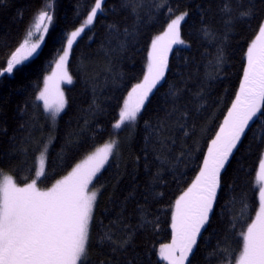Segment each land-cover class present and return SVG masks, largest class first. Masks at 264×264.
<instances>
[{"label": "trees", "instance_id": "16d2710c", "mask_svg": "<svg viewBox=\"0 0 264 264\" xmlns=\"http://www.w3.org/2000/svg\"><path fill=\"white\" fill-rule=\"evenodd\" d=\"M222 3L103 0L94 24L73 44L67 64L72 83L64 84L66 106L54 125L38 93L67 37L83 24L94 0H0V67L26 38L39 10L50 4L53 16L38 55L13 74L0 76V171L19 184L31 182L48 145L45 175L39 180L46 189L97 147L110 139L118 141L92 184L101 192L91 226L90 264H167L158 251L171 243L175 200L199 174L207 147L239 91L247 48L264 21V0H242L254 14L226 28L219 11ZM183 12L188 13L180 27L185 44L173 46L165 79L135 122L114 129L128 92L146 73L151 41ZM204 26L217 33L214 42L204 35ZM221 48L223 63L217 67L209 54ZM173 89L178 97L171 95ZM182 112L188 113L184 119ZM161 121L168 127L158 136L155 129ZM165 136L170 139L162 149L159 140ZM262 153L264 118L258 115L221 171L214 211L198 238L191 264H205V252L217 246L228 249L226 260L231 264L238 258L242 233L258 211ZM244 204L247 208L242 210ZM121 212L134 235L126 251L113 253L99 243L105 230L100 222L108 226ZM122 236L118 230L117 239ZM218 259L212 258V264Z\"/></svg>", "mask_w": 264, "mask_h": 264}, {"label": "snow or ice", "instance_id": "6c2138e0", "mask_svg": "<svg viewBox=\"0 0 264 264\" xmlns=\"http://www.w3.org/2000/svg\"><path fill=\"white\" fill-rule=\"evenodd\" d=\"M102 6L103 0H94V6L87 13L83 24L67 37V46L62 49L63 55H60L56 62L59 72L53 74L58 79L72 83L67 61L73 44L94 24L103 10ZM131 7L134 9L135 3ZM47 8L50 9L51 5H47ZM168 11L171 12V8ZM219 11L225 17L226 28H231L234 21L254 14L251 7L243 6L242 0H236L235 5L232 0H223ZM187 16V12L176 15L167 23L166 30L151 41L146 73L143 80L128 92L119 112V119L113 125L114 129L120 130L122 126L135 122L150 94L165 79L169 53L174 45L185 44L181 38L180 27ZM52 19L49 10L38 11L26 38L10 53L5 65L0 67V76L13 74L38 55ZM127 31L125 29V32ZM203 31L213 42L217 39V33L208 26H204ZM33 36H36L35 42H32ZM226 36L227 33L223 38ZM209 55L217 67L223 63L222 48L214 55ZM52 80L53 77L45 78V88L37 99L44 102L45 110L58 115L65 108L66 100L59 87L50 86L49 82ZM53 90L56 100L51 104L49 98ZM171 95L178 97L179 93L173 89ZM175 111L174 106L173 112ZM171 115L172 113L168 114ZM187 115V112H182L181 119ZM258 115L264 118V21L258 25L255 38L247 48L246 66L243 69L239 91L207 147L199 174L191 186L175 200L171 215L172 240L169 244L161 245L159 249L160 259L167 261V264H191L190 257L197 249L198 238L214 211L221 171ZM177 123L180 128H185L184 124ZM167 127V124L161 121L155 133L162 136ZM184 134L187 135V132ZM169 139L170 137L165 136L159 140L162 149L166 147ZM117 146L118 141L110 139L47 189H41L37 184L45 175L44 152L40 156V170L35 173L36 178L23 186L11 175H4L0 171V264H90L88 252L91 226L101 189L90 190L89 186L108 164ZM44 148L46 151L47 145ZM257 181L260 185L258 211L242 233V250L234 264H264V153L259 160ZM246 208L247 204H244L242 210ZM122 217L123 212L111 220L108 226H105L103 221L100 222V227L105 230L100 233L99 243L113 253L126 251L132 243L134 233ZM118 230L123 231V236L119 239L116 237ZM227 254L226 247L209 249L205 252V264H212L214 257H219L217 264H231L226 260ZM100 264L106 262L101 261Z\"/></svg>", "mask_w": 264, "mask_h": 264}, {"label": "rangeland", "instance_id": "374dc122", "mask_svg": "<svg viewBox=\"0 0 264 264\" xmlns=\"http://www.w3.org/2000/svg\"><path fill=\"white\" fill-rule=\"evenodd\" d=\"M44 10H49L50 11V9H48L47 8V5L43 8ZM184 13V12H183ZM180 14H182V13H180ZM177 15H179V14H177ZM173 18H175V16L173 17ZM172 18V19H173ZM51 24V23H50ZM49 28H50V25H49ZM165 31V30H164ZM38 35V34H37ZM47 35V34H46ZM45 38H46V36H45ZM35 40H36V36H33L32 37V42H35ZM44 43V42H43ZM43 43H42V45H43ZM41 45V46H42ZM66 46H67V44H66ZM65 46V47H66ZM150 51H151V49H150ZM60 55H63V51H61L60 53H59V55L57 56V58L55 59V61L53 62V65H52V69L45 75V77H44V79H43V86H42V89L39 91V93H38V96H39V94H40V92L41 91H43L44 90V88H45V78L46 77H53V80L52 81H50L49 82V84H50V86H52V85H55V86H57V87H59V89H60V91H62L63 92V94H64V84H66L67 83V81L65 80V79H58L57 78V76H54L53 74L54 73H57L58 74V72H59V70L56 68V62L58 61V59H59V56ZM69 57H70V55H69ZM69 57H68V60H69ZM67 64H68V61H67ZM68 70V69H67ZM64 98H65V96H64ZM55 100H56V97H55V94H54V90H53V94H52V96L49 98V103H51V104H54L55 103ZM40 101H42V100H40ZM43 102V101H42ZM43 104H44V102H43ZM64 110V109H63ZM62 113V111L58 114V115H54L53 114V112L52 111H48V114H49V116H50V118H51V121H52V123L55 125L56 124V122H57V120H58V118H59V116H60V114ZM103 146V144L101 145V146H99V147H102ZM47 148H48V145H47ZM42 152H44V155H45V161H44V172H45V167H46V154H47V150L45 151V148L42 150ZM41 152V153H42ZM94 152V151H93ZM90 155V154H89ZM40 156H41V154H40ZM87 157V156H86ZM86 157H84L82 160H84ZM111 158V157H110ZM110 158H109V160H110ZM82 160H80V162L82 161ZM80 162H78V163H80ZM107 165V164H106ZM105 165V166H106ZM40 170V157H39V166H38V171ZM71 172V171H70ZM68 174V173H67ZM66 174V175H67ZM7 175H9V174H7ZM65 175V176H66ZM12 176V175H11ZM13 177V176H12ZM64 177V176H63ZM63 177H61L60 179H62ZM42 178V177H41ZM40 178V179H41ZM2 179V178H1ZM13 179L15 180V178L13 177ZM39 179V180H40ZM39 180L37 181V184H38V187H40V185H39ZM16 181V180H15ZM17 182V181H16ZM18 183V182H17ZM19 184V183H18ZM20 186H23V184H19ZM191 186V185H190ZM51 187V186H50ZM41 189H44V188H42V187H40ZM47 189V188H46ZM89 189L90 190H94V188L92 187V185H90L89 186ZM187 190V189H186ZM185 190V191H186ZM183 194V193H182ZM181 194V195H182ZM165 244H169V243H165ZM163 245V244H162ZM160 249V248H159ZM158 253H159V251H158ZM167 262V261H166Z\"/></svg>", "mask_w": 264, "mask_h": 264}, {"label": "bare ground", "instance_id": "6f19581e", "mask_svg": "<svg viewBox=\"0 0 264 264\" xmlns=\"http://www.w3.org/2000/svg\"><path fill=\"white\" fill-rule=\"evenodd\" d=\"M28 31V30H27Z\"/></svg>", "mask_w": 264, "mask_h": 264}]
</instances>
